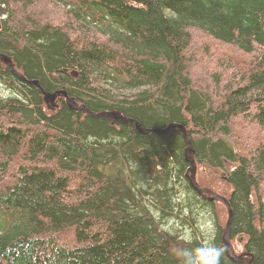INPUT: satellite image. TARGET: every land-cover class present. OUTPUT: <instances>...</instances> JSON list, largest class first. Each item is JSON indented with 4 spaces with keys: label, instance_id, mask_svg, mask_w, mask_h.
<instances>
[{
    "label": "trees",
    "instance_id": "1",
    "mask_svg": "<svg viewBox=\"0 0 264 264\" xmlns=\"http://www.w3.org/2000/svg\"><path fill=\"white\" fill-rule=\"evenodd\" d=\"M0 54L91 112L182 127L235 254L264 264V0H0ZM0 88V264H180L209 242L242 264L180 130L50 111L1 62Z\"/></svg>",
    "mask_w": 264,
    "mask_h": 264
},
{
    "label": "water",
    "instance_id": "2",
    "mask_svg": "<svg viewBox=\"0 0 264 264\" xmlns=\"http://www.w3.org/2000/svg\"><path fill=\"white\" fill-rule=\"evenodd\" d=\"M0 62L7 68L10 70V72L13 74V76H15L18 80H20L23 83H26L28 85H30L33 88H37L40 92L41 95L43 96V101L44 104L47 106V108L50 111H55L57 108V103L56 100L59 97H63L66 106L74 111V112H82L92 118H98L101 120H104L110 124H134L136 130L142 134H162V133H167L169 131H171V129L176 128V125H170L168 126L166 129L160 131V130H147L144 129L140 126L139 123H137L134 120H129L125 117H123L121 114L117 113V112H102V113H94L89 111L85 106H81L79 105L73 98H70L67 96L65 91H57L54 93H49V92H45L43 91V89L38 85L37 81H27L22 75H20L13 67L10 59L8 56L4 55V54H0ZM73 77H75V74H72ZM183 133V139L185 141V143L187 144L186 150H185V161L188 164V170H187V174H188V181L190 186L192 187V189L197 193V195L206 200L207 202H218L221 203L222 205L225 206L227 213H228V218H227V222L226 225L223 229V234H222V243L225 249V253L227 255L228 258H230L233 262H240L242 264H251V258L249 254L246 253H242L240 255H236L232 246L230 245V240H229V235H230V224H231V219H232V213H231V209L230 206L228 204V202L208 191L205 189H202L200 187H198L197 183H196V179H195V174H196V169H195V164H194V160H193V155H194V151L190 146L189 140H188V135L182 130Z\"/></svg>",
    "mask_w": 264,
    "mask_h": 264
},
{
    "label": "clouds",
    "instance_id": "3",
    "mask_svg": "<svg viewBox=\"0 0 264 264\" xmlns=\"http://www.w3.org/2000/svg\"><path fill=\"white\" fill-rule=\"evenodd\" d=\"M223 249L212 242L178 251L180 264H220Z\"/></svg>",
    "mask_w": 264,
    "mask_h": 264
},
{
    "label": "bare ground",
    "instance_id": "4",
    "mask_svg": "<svg viewBox=\"0 0 264 264\" xmlns=\"http://www.w3.org/2000/svg\"><path fill=\"white\" fill-rule=\"evenodd\" d=\"M16 78V77H15ZM69 97V96H68ZM88 116V115H87ZM130 120V119H129ZM119 124H121V123H119ZM134 125V124H133ZM174 125V124H173ZM176 128L178 129V130H180L181 132H182V130L187 134V132L182 128V127H180V126H178V125H176ZM158 134V133H157ZM183 135V134H182ZM188 135V134H187ZM184 140V139H183ZM188 140H189V143H190V146H191V148H192V144H191V141H190V139H189V137H188ZM184 143H185V141H184ZM186 144V143H185ZM186 146H187V144H186ZM193 149V148H192ZM187 177H188V175H187Z\"/></svg>",
    "mask_w": 264,
    "mask_h": 264
},
{
    "label": "rangeland",
    "instance_id": "5",
    "mask_svg": "<svg viewBox=\"0 0 264 264\" xmlns=\"http://www.w3.org/2000/svg\"><path fill=\"white\" fill-rule=\"evenodd\" d=\"M0 90H1V88H0ZM67 96H68V95H67ZM89 117H90V116H89ZM187 170H188V168H187ZM187 175H188V174H187ZM227 218H228V217H227ZM236 241L238 242L239 248H241V242L239 241L238 238L236 239ZM239 248H238V250H240Z\"/></svg>",
    "mask_w": 264,
    "mask_h": 264
}]
</instances>
